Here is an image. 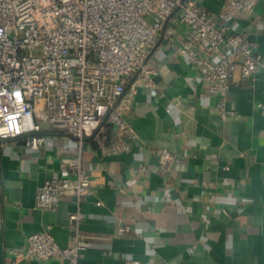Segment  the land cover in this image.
<instances>
[{
  "label": "crops",
  "instance_id": "0c3cea01",
  "mask_svg": "<svg viewBox=\"0 0 264 264\" xmlns=\"http://www.w3.org/2000/svg\"><path fill=\"white\" fill-rule=\"evenodd\" d=\"M219 13L224 0H197ZM247 30L264 57V0L248 20L232 23ZM153 86L133 91L128 121L137 135L130 150L110 153L91 139L83 146V167L96 181L83 200L84 260L126 264H264V72L255 82L236 81L223 119L217 99L202 82V70L169 47L153 55ZM45 144L0 142V264H67L26 257L29 236L52 227L61 248L73 246L69 220L73 195L56 211L37 205L48 180L66 176L79 149L73 138L45 128ZM180 158L160 171L158 154ZM147 167V173L139 168ZM101 203V205H98ZM129 226L130 232L118 234Z\"/></svg>",
  "mask_w": 264,
  "mask_h": 264
},
{
  "label": "built area",
  "instance_id": "2783aa9c",
  "mask_svg": "<svg viewBox=\"0 0 264 264\" xmlns=\"http://www.w3.org/2000/svg\"><path fill=\"white\" fill-rule=\"evenodd\" d=\"M259 2L224 0L214 13L197 0H0V142L38 150L47 128L79 145L66 176L46 181L37 193L38 207L52 211L74 196L73 246L61 248L48 226L28 237L26 257L100 264L84 260L81 242L87 220L81 204L97 184L83 167L84 142L91 139L114 154L130 150L137 139L128 121L133 91L153 86L158 48L169 47L202 70L216 111L223 119L231 116L226 103L232 85L253 83L264 72V57L249 32L232 26L248 20ZM158 157L162 173L181 161L167 150ZM129 232L127 225L118 228L119 235Z\"/></svg>",
  "mask_w": 264,
  "mask_h": 264
}]
</instances>
